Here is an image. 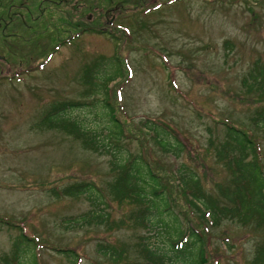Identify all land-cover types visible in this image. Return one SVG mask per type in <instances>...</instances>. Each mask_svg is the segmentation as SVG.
<instances>
[{"label":"rangeland","instance_id":"1","mask_svg":"<svg viewBox=\"0 0 264 264\" xmlns=\"http://www.w3.org/2000/svg\"><path fill=\"white\" fill-rule=\"evenodd\" d=\"M17 1L0 0V5ZM77 3L76 11L68 10L65 24L54 18L62 16L57 11L30 22L23 10L28 27L15 26L16 36L0 40V218L20 223L42 244L69 246L80 254L79 264H111L95 252V245L130 243L139 230L61 229L58 219L84 210L86 203L80 197L54 199L44 192L50 184L80 179L103 187L111 176L108 157L81 148L68 135L39 127L43 110L51 102L78 99L83 67L99 57L117 56L123 74L109 83L107 93L115 117L131 136L125 140L128 151L154 157L157 168H169L171 157L161 154L150 135L135 126L143 118L154 120L183 141L180 160L195 167L210 186L224 172L214 164L207 138L221 137L222 121L252 130L247 120L258 103L243 92L239 78L252 60L264 59V0ZM89 27L103 32L108 28L113 37ZM76 29L84 31L65 42ZM224 40L230 41L229 50L223 48ZM76 113L83 124L94 119L91 110L80 107ZM110 206L114 217L128 208L126 203ZM16 233L0 225V254ZM205 237L211 257L206 264H250L258 233L224 221ZM37 254L40 264L68 262L50 250L41 248Z\"/></svg>","mask_w":264,"mask_h":264},{"label":"trees","instance_id":"2","mask_svg":"<svg viewBox=\"0 0 264 264\" xmlns=\"http://www.w3.org/2000/svg\"><path fill=\"white\" fill-rule=\"evenodd\" d=\"M69 14L54 18L65 24ZM41 17L37 15L35 20ZM76 30L69 39L81 32ZM87 30L103 32L92 27ZM103 33L113 37L108 28ZM4 36L0 33V38ZM222 46L229 50L231 43L224 40ZM114 58L99 57L85 65L80 73L83 89L79 98L51 102L39 118V127L61 132L78 140L81 148L106 155L111 173L103 187L87 179L45 187V194L54 199L80 197L86 203L84 210L60 217L58 226L139 230L130 243L95 245V252L111 264H206L211 259L206 252L207 230L228 221L250 226L258 233L249 263L264 264V59L252 60L239 78L243 92L258 103L247 122L262 142L252 130L220 122L221 137H208L206 148L224 177L208 186L195 167L180 160L183 141L154 120L143 118L135 126L150 135L161 154L171 157L169 168H157L154 157L128 151L125 140L131 136L115 117L107 93L109 83L123 74L120 59ZM80 107L91 110L94 119L90 124H83L78 117ZM112 202L126 203L128 208L114 217L110 215ZM0 225L17 231L10 237L8 250L0 254V264H40L37 251L41 248L65 257L66 264H79L80 254L67 245L42 244L20 223L5 218H0ZM150 235L153 239L149 241Z\"/></svg>","mask_w":264,"mask_h":264},{"label":"flooded vegetation","instance_id":"3","mask_svg":"<svg viewBox=\"0 0 264 264\" xmlns=\"http://www.w3.org/2000/svg\"><path fill=\"white\" fill-rule=\"evenodd\" d=\"M70 1H72V4ZM13 4L16 5L14 6ZM77 6L79 7L77 0H18L15 3L10 2L6 7H3V9L0 8V33L9 37H14L17 35L16 28L23 29L28 27V25H26L25 18L21 13L23 10L28 14L30 22H33L35 21V18H32V13L34 12L35 17H37V15L41 16L47 13L54 14L55 11L58 12L56 15L63 16L69 14L68 10L76 11ZM79 9L80 8H78V10ZM7 10H9L10 15L6 12ZM79 11H77V13H79ZM4 38L5 37L0 39Z\"/></svg>","mask_w":264,"mask_h":264}]
</instances>
